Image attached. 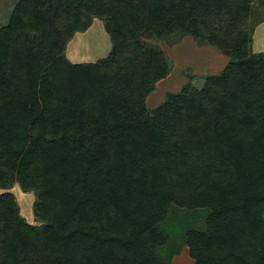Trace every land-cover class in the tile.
<instances>
[{
    "label": "trees",
    "instance_id": "obj_1",
    "mask_svg": "<svg viewBox=\"0 0 264 264\" xmlns=\"http://www.w3.org/2000/svg\"><path fill=\"white\" fill-rule=\"evenodd\" d=\"M263 1L17 0L0 26V264H167L172 208L206 212L184 232L192 264H264ZM95 19L110 51L71 63ZM183 37L228 62L151 108L172 69L158 41Z\"/></svg>",
    "mask_w": 264,
    "mask_h": 264
},
{
    "label": "rangeland",
    "instance_id": "obj_2",
    "mask_svg": "<svg viewBox=\"0 0 264 264\" xmlns=\"http://www.w3.org/2000/svg\"><path fill=\"white\" fill-rule=\"evenodd\" d=\"M16 1L0 0V26L6 23ZM158 45L170 58L172 69L169 76L161 81L156 90L149 95L147 103L151 108L162 103L167 94L178 92L192 75L201 77L217 75L228 62V58L217 50L206 45H198L190 37H183L177 42L158 41ZM110 49L111 42L103 24L100 20L95 19L86 33H77L73 37L65 54L71 63H95L104 58ZM252 51L255 54H264V1L255 8ZM2 192L5 190L0 189V193ZM8 192L14 196L23 219L32 226L40 225L33 211L36 199L34 192H25L18 184L13 185ZM196 213L197 217L196 215L184 216L178 209H171L173 217L165 226L169 236L165 251L166 254H170L165 260L167 264H192L185 244L184 232L188 228L197 229L202 226V218L206 216V212L198 211Z\"/></svg>",
    "mask_w": 264,
    "mask_h": 264
},
{
    "label": "bare ground",
    "instance_id": "obj_3",
    "mask_svg": "<svg viewBox=\"0 0 264 264\" xmlns=\"http://www.w3.org/2000/svg\"><path fill=\"white\" fill-rule=\"evenodd\" d=\"M71 54V53H70ZM73 57V56H72Z\"/></svg>",
    "mask_w": 264,
    "mask_h": 264
},
{
    "label": "crops",
    "instance_id": "obj_4",
    "mask_svg": "<svg viewBox=\"0 0 264 264\" xmlns=\"http://www.w3.org/2000/svg\"><path fill=\"white\" fill-rule=\"evenodd\" d=\"M86 32H87V31H86ZM86 32H85V33H86Z\"/></svg>",
    "mask_w": 264,
    "mask_h": 264
}]
</instances>
